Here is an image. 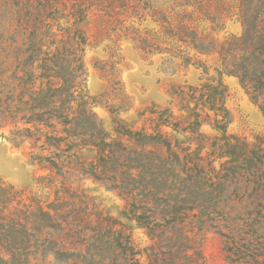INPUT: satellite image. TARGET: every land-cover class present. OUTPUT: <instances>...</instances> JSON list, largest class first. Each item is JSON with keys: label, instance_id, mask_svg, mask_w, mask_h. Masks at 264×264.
Wrapping results in <instances>:
<instances>
[{"label": "trees", "instance_id": "trees-1", "mask_svg": "<svg viewBox=\"0 0 264 264\" xmlns=\"http://www.w3.org/2000/svg\"><path fill=\"white\" fill-rule=\"evenodd\" d=\"M24 6L23 27L10 37L21 39L14 61L0 63V128L11 126L6 139L15 147L30 142L29 161L48 172L39 180L84 176L128 199L114 220L121 228H97L92 236L99 261L105 248L122 246L125 221L132 224L125 245L134 264L141 254L149 264H204L199 235L228 214L232 187L237 194L251 190L255 218L264 222V134L249 141L231 133L222 80L237 78L264 115V0H24ZM226 21L239 23L240 34L219 38ZM90 38L94 46L110 43L108 58L93 64L107 82L98 96L85 85ZM122 42L144 56L167 57L169 66L199 69V83L172 84L165 106L151 103L131 121L121 118L134 109L120 78ZM97 105L109 112L111 132L94 112ZM22 196L0 181V247L11 262L31 246L34 232L60 227L52 203L43 210ZM134 228L149 241L137 251L129 240ZM53 255L58 263L87 261Z\"/></svg>", "mask_w": 264, "mask_h": 264}, {"label": "rangeland", "instance_id": "rangeland-1", "mask_svg": "<svg viewBox=\"0 0 264 264\" xmlns=\"http://www.w3.org/2000/svg\"><path fill=\"white\" fill-rule=\"evenodd\" d=\"M16 1L20 5L17 6ZM24 13V0H0V63L14 61L21 39L17 37L16 43H13L10 37L23 27L18 15ZM240 32L239 23L226 21L225 30L219 34V38ZM94 44L95 41L90 38L84 53L85 85L90 96H98L107 89V82L94 69L93 64L108 58L106 45L110 43L105 42L100 46ZM26 48L27 45L22 44L21 49ZM120 48L125 60L120 78L125 92L134 102V109L120 115L127 121L135 119L137 109L151 103L165 106L169 100L167 91L172 84L199 83L201 71L195 67L184 69L169 66L167 57L144 56L130 42H122ZM222 80L229 91L227 107L233 114V121L229 125L231 133L246 137L249 141L258 134H264V115L249 99L237 78L223 76ZM94 112L102 120L105 130L111 132L112 123L107 109L97 105ZM10 128L8 123L0 128V181L22 190L23 200L35 198L43 210L47 209V204L52 203L56 211L54 219L60 227L58 230L45 228L41 233L38 230L34 232L31 246L12 262L11 255L0 247V264H123L124 260L126 264H134L129 246L125 245L132 224L122 221L125 225L122 246L112 244L110 248H105L100 254V261L92 239L97 228L104 232L121 228L114 220L117 221L121 211H127L128 199L84 176L77 175L68 180L56 176L50 184L46 180H39L48 172L29 161L30 152L34 150L30 142L15 147L6 139ZM202 130L214 133L207 126H203ZM216 167L220 169L218 164ZM244 185L241 183V186ZM232 190L233 187L227 195L225 211L228 214L218 216L212 221L213 227L199 235L204 264H264V222L255 218L258 201L251 195V190L239 194ZM50 213L53 214V211L50 210ZM34 227L36 230V224ZM129 240L136 246L135 251L149 244L143 231L138 228L133 229ZM55 250L86 256L87 261L83 263V259L77 257L58 263L53 255ZM114 255H118V258L113 263ZM135 259L139 264H149L143 254L136 255Z\"/></svg>", "mask_w": 264, "mask_h": 264}]
</instances>
